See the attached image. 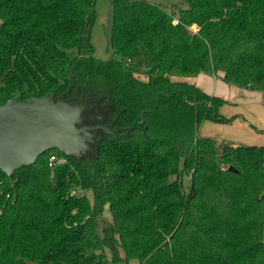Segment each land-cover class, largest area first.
Listing matches in <instances>:
<instances>
[{"label":"trees","instance_id":"obj_1","mask_svg":"<svg viewBox=\"0 0 264 264\" xmlns=\"http://www.w3.org/2000/svg\"><path fill=\"white\" fill-rule=\"evenodd\" d=\"M95 3L0 0V104L60 96L112 132L0 170V264H264V144L200 135L226 101L179 79L264 91V0H112L105 59Z\"/></svg>","mask_w":264,"mask_h":264},{"label":"water","instance_id":"obj_2","mask_svg":"<svg viewBox=\"0 0 264 264\" xmlns=\"http://www.w3.org/2000/svg\"><path fill=\"white\" fill-rule=\"evenodd\" d=\"M87 105L72 104L50 94L19 101L9 99L0 104V170L10 174L50 149L79 154L84 150L79 147L81 139L92 134L89 131L112 133L101 123L81 124V113ZM134 127L130 125L121 136Z\"/></svg>","mask_w":264,"mask_h":264},{"label":"crops","instance_id":"obj_3","mask_svg":"<svg viewBox=\"0 0 264 264\" xmlns=\"http://www.w3.org/2000/svg\"><path fill=\"white\" fill-rule=\"evenodd\" d=\"M221 76L222 73L208 75L201 72L196 76L179 78L226 101L220 107V113L230 121L204 120L199 126V134L212 137L218 144H264V91L228 84Z\"/></svg>","mask_w":264,"mask_h":264},{"label":"rangeland","instance_id":"obj_4","mask_svg":"<svg viewBox=\"0 0 264 264\" xmlns=\"http://www.w3.org/2000/svg\"><path fill=\"white\" fill-rule=\"evenodd\" d=\"M111 2L112 0H96L95 3L96 20L91 29V42L94 47V55L96 57L103 59L113 56V53L111 51L106 50V34H105V27L110 24V19H111ZM191 28L192 30H195L196 25H193ZM72 51L73 50H71V52ZM89 123H92V121H90ZM98 130L100 129H94L89 131L92 134L86 135V139L85 137L84 138L82 137L81 144L79 146L80 149H84L83 151H86L91 147L89 145L90 143L96 142V140L99 139L100 134L98 133ZM47 155L48 152L44 153L41 156V158H46ZM74 190L77 191V189ZM106 214L109 215L108 209H106ZM119 264H123V263H119Z\"/></svg>","mask_w":264,"mask_h":264},{"label":"built area","instance_id":"obj_5","mask_svg":"<svg viewBox=\"0 0 264 264\" xmlns=\"http://www.w3.org/2000/svg\"><path fill=\"white\" fill-rule=\"evenodd\" d=\"M55 158H56V156L54 154H50L48 157V160H49V162H52L55 160Z\"/></svg>","mask_w":264,"mask_h":264}]
</instances>
